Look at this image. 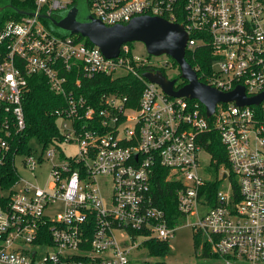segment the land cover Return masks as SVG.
Wrapping results in <instances>:
<instances>
[{"label": "built area", "instance_id": "obj_1", "mask_svg": "<svg viewBox=\"0 0 264 264\" xmlns=\"http://www.w3.org/2000/svg\"><path fill=\"white\" fill-rule=\"evenodd\" d=\"M76 3L35 0V14L0 27V169L10 157L17 174L11 186L0 184V264H132L133 251L145 241L169 242L179 220L172 223L156 204L152 185L159 169L177 183V209L186 224L225 264H264V99L218 103L208 116L198 99L172 97L145 76L174 69L169 55L154 59L124 44L117 57H107L41 17L56 18ZM88 3L107 26L142 15L180 23L188 33L186 53L210 50V68L193 67L202 82L223 92L243 86L248 97L264 91V0ZM33 74H44L64 101L54 110L62 140L43 144L38 155L32 147H14L27 127L23 98ZM127 75L142 82L135 105L119 91L97 99L84 92L85 81L96 76ZM216 133L229 169L221 167L213 177L216 161L207 146ZM66 142L77 143L75 155L64 153ZM203 151L211 156L206 170ZM21 155L34 178L58 159L45 186L20 174ZM226 180L228 189L221 188ZM217 181L218 190L209 194Z\"/></svg>", "mask_w": 264, "mask_h": 264}, {"label": "trees", "instance_id": "obj_2", "mask_svg": "<svg viewBox=\"0 0 264 264\" xmlns=\"http://www.w3.org/2000/svg\"><path fill=\"white\" fill-rule=\"evenodd\" d=\"M78 1V0H77ZM89 4V3H88ZM9 5H12L9 6ZM0 27L10 19L20 20L23 15L17 13L14 8L19 10L31 11L35 8V0H0ZM56 18H60L57 15ZM43 21L50 25L48 19L43 18ZM78 37L84 40L88 45H94L87 37L77 34ZM133 47V43H128ZM186 58L192 67L200 64L202 69H209L211 63V53L209 48H200L194 54L186 53ZM173 68L178 69L179 65L172 58ZM163 72L166 74L165 69ZM179 73V80H177V87L180 88L187 83L181 78ZM198 75L202 78L201 73ZM176 79V78H175ZM28 90L24 94L23 105L26 114L27 127L22 135H17V140L22 137V142L16 141L14 147L20 145L21 152H30L29 142L32 139H38L42 144L49 145L56 140H62V135L56 122L54 110L63 104L62 96L56 94L50 87L48 79L44 74H33L28 78ZM142 82L137 78L127 75L126 77L112 79L108 76H96L85 81L84 92L89 99H97L105 92H122L130 98V104L135 105L142 93ZM1 120V115H0ZM217 134V133H216ZM214 136L213 141L207 149L212 153L213 159L216 161V171L221 167L229 169V162L226 156V151L218 134ZM168 170L159 169L153 180V194L155 196L156 204L165 209L168 213L172 223L180 219H184L177 209L176 194L174 187L176 182L167 181ZM17 179V174L14 169L12 158L0 169V184L6 187L11 186ZM219 188V181L210 185L208 192L212 195L215 190ZM194 246L198 260L195 263L187 264H225L223 260L213 252L202 233L194 231ZM141 247L147 250V258L144 264H169L165 261V257L169 254L171 247L168 241H159L150 239L143 243ZM213 260V261H211Z\"/></svg>", "mask_w": 264, "mask_h": 264}, {"label": "water", "instance_id": "obj_3", "mask_svg": "<svg viewBox=\"0 0 264 264\" xmlns=\"http://www.w3.org/2000/svg\"><path fill=\"white\" fill-rule=\"evenodd\" d=\"M85 3L88 10L82 17L80 4ZM12 7V5H9ZM1 10L4 7H0ZM14 10L23 16L35 14L32 11ZM50 21V26L62 35L81 34L93 44L100 47L107 57H117L124 44L141 42L151 56L169 55L179 65L181 78L187 83L176 89L177 79H170L161 71H150L145 76L159 84L165 93L172 97L198 99L206 107L208 116H212L218 103L236 102L237 105L260 104L264 99V91L248 97L243 86H237L229 92H223L202 82L195 69L186 58L188 33L180 23H174L159 16L142 15L133 18L127 24L107 26L89 12L88 0H78L68 11L60 15V19L41 15Z\"/></svg>", "mask_w": 264, "mask_h": 264}, {"label": "rangeland", "instance_id": "obj_4", "mask_svg": "<svg viewBox=\"0 0 264 264\" xmlns=\"http://www.w3.org/2000/svg\"><path fill=\"white\" fill-rule=\"evenodd\" d=\"M89 12H91L89 10ZM133 48L138 54H145L147 53L146 47L141 42H134ZM166 55L163 56H156L154 59H163ZM166 75L169 78L179 80V70L178 69H165ZM30 147H32L33 152L38 155L41 153L43 149V144L38 139H32L30 142ZM62 149L64 153L68 156L75 155L78 152V145L77 143L70 142V143H62ZM24 156H18L16 160L17 169L22 176L29 180H37L41 186H45L46 182L50 176V168L52 164L56 160L47 162L42 168L37 169L36 171V178L32 176V174L26 170L23 163ZM210 154L207 151H203L200 154V161L202 166H204L205 170L207 168L208 162H210ZM210 171H212L213 177H215L214 171H216V167H210ZM203 173V170H202ZM204 174V173H203ZM229 181L226 180L222 182L221 188L228 189ZM107 192H109V187H107ZM186 219H180L177 224V229L174 234V237L170 239L169 245L171 250L169 254L165 257V261L169 264H187V263H195L198 258L194 246V228L190 225L186 224ZM149 258L147 257V250L144 247H138L133 251L131 255L132 264H144V261ZM213 261V260H211Z\"/></svg>", "mask_w": 264, "mask_h": 264}, {"label": "flooded vegetation", "instance_id": "obj_5", "mask_svg": "<svg viewBox=\"0 0 264 264\" xmlns=\"http://www.w3.org/2000/svg\"><path fill=\"white\" fill-rule=\"evenodd\" d=\"M80 9H81L80 17H82L84 15V13H86V11L88 10V7H87V5L85 3H81L80 4ZM176 83H177V81H176Z\"/></svg>", "mask_w": 264, "mask_h": 264}]
</instances>
